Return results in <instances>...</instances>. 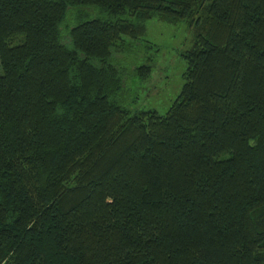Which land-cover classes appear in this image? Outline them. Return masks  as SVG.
Segmentation results:
<instances>
[{
    "label": "trees",
    "instance_id": "obj_1",
    "mask_svg": "<svg viewBox=\"0 0 264 264\" xmlns=\"http://www.w3.org/2000/svg\"><path fill=\"white\" fill-rule=\"evenodd\" d=\"M154 17L192 32L165 113L116 100ZM0 62V264H264V0H0Z\"/></svg>",
    "mask_w": 264,
    "mask_h": 264
},
{
    "label": "rangeland",
    "instance_id": "obj_2",
    "mask_svg": "<svg viewBox=\"0 0 264 264\" xmlns=\"http://www.w3.org/2000/svg\"><path fill=\"white\" fill-rule=\"evenodd\" d=\"M78 18L115 19L98 7L71 6L61 25L63 40L67 27L75 25ZM146 25L147 32L141 40L126 36L124 50L114 56V61L124 69V87L116 100L132 111L155 109L165 113L185 83L187 63L182 53L192 44V32L187 21L171 24L154 17ZM143 64L152 66L147 80L139 78L136 73V68ZM2 72L0 62V74Z\"/></svg>",
    "mask_w": 264,
    "mask_h": 264
}]
</instances>
